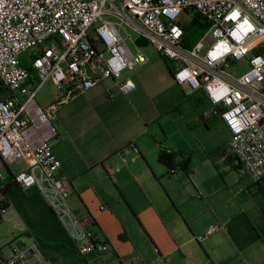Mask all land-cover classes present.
I'll return each instance as SVG.
<instances>
[{"label":"built area","instance_id":"obj_1","mask_svg":"<svg viewBox=\"0 0 264 264\" xmlns=\"http://www.w3.org/2000/svg\"><path fill=\"white\" fill-rule=\"evenodd\" d=\"M194 13L210 27L188 47L180 21ZM127 30L174 64L173 78L187 94H205L211 115L231 134L229 150L241 173L254 184L264 181V0H0V84L9 93L0 100V159L23 163L16 185L40 192L83 257L112 248L93 231V221L69 205L71 183L52 147L54 115L76 95L135 70L137 55L128 41L136 42ZM243 60L249 67L243 76L227 72ZM49 81L57 92L43 108L37 96ZM119 88L129 95L136 84L127 80ZM130 148L122 151L124 165ZM0 180L6 178L0 174ZM3 202L0 195L2 220L11 211ZM15 228L25 231L21 224ZM220 230L213 225L206 236ZM40 257L37 243L7 252L0 247V264H40Z\"/></svg>","mask_w":264,"mask_h":264},{"label":"crops","instance_id":"obj_2","mask_svg":"<svg viewBox=\"0 0 264 264\" xmlns=\"http://www.w3.org/2000/svg\"><path fill=\"white\" fill-rule=\"evenodd\" d=\"M145 44L136 42L137 47ZM165 65L167 69L162 64L157 68L138 64L128 76L76 95L54 115L58 136L52 147L61 162V175L71 183L69 205L81 219L93 221V231L112 248L102 261L93 263L120 264L123 257L137 256L134 264H264V226L232 227L243 212L228 214L224 221L209 205L216 190L209 191L202 157L209 158L216 170L220 167L223 176L220 160L236 171L229 155L231 134L221 118L211 115L214 108L207 98H197L194 105L186 101L185 89ZM127 80L135 82L136 89L124 95L119 85ZM211 122L226 128V142L206 140ZM126 148L130 154L124 165ZM162 152L177 159L189 157L187 171L176 166L172 173L159 159ZM195 157L202 158L198 165ZM16 164L7 165L8 177L25 168ZM261 186L264 189V182ZM14 190L24 197L14 200ZM7 201L8 216L23 217L25 211L54 218L37 189L16 187ZM103 206L106 209L101 210ZM210 210L213 217L208 216ZM216 224L221 230L206 236ZM20 233L28 240L34 237L40 264H91L75 250L62 227L43 231L25 227ZM10 247L1 248L7 252Z\"/></svg>","mask_w":264,"mask_h":264},{"label":"rangeland","instance_id":"obj_3","mask_svg":"<svg viewBox=\"0 0 264 264\" xmlns=\"http://www.w3.org/2000/svg\"><path fill=\"white\" fill-rule=\"evenodd\" d=\"M105 19H107V17H105ZM190 21L191 18L189 16H183L181 18L180 24L188 25ZM99 25L100 22L96 24V26ZM127 31L132 35L134 41L137 42L139 36L131 32L130 30ZM120 32L122 34L124 33L122 29H120ZM128 46L130 50L135 55H137L139 67L154 66V68H157V64H162L166 68L164 60L161 58V55L154 49L153 46L147 45L143 47H137L130 41H128ZM137 48H139V53ZM27 60H25V62H27ZM248 68V61L243 60L237 62L227 72L230 75L239 78L248 71ZM128 74V71L123 72L122 78L128 76ZM56 92L57 89L54 84L51 81L47 82L39 91V94L37 96V100L40 106L43 108L48 107L54 101ZM2 96H4V94ZM216 118L220 119L219 116H216ZM212 138H217L219 141L226 142L228 138V131L224 126L218 124V122H211L210 130L206 133V140L209 141ZM225 144L226 143H224L222 146H225ZM202 158L206 159V162L203 164L204 167L202 168V170L207 171L205 180L208 187L210 188L209 191L216 190L209 199L210 207L213 208L219 215L224 216V221H226V219L228 218V214L237 215L240 212H243L245 215L238 218L232 224V227H247L249 224L254 227H258L260 225L264 226V189L259 186H251L253 183L248 176L244 175L243 172L241 173L237 170L232 171L230 167H225L223 160L219 161L220 166H222V169L225 172V175L221 176L219 174V171L215 169L209 158ZM202 158L198 159V157H195L193 160L194 165H198V161ZM6 165L7 164L0 159V174L4 178H7L9 176V171ZM16 165L17 167H21L22 162H17ZM21 195L22 197H24L25 194L16 190L12 197L14 200H16ZM211 213L214 215L213 211L210 210L208 214L209 217H213ZM55 219V217L50 218L49 216H45L42 214L40 215L34 212L28 213L25 211H23V217L18 215V213H16V215H14L13 213L9 216L7 215L5 216L4 220L0 219V246L3 247L7 244H11V247L19 246L18 242L26 245L34 244L36 243L32 241L34 237L32 240H28V238H26L25 236L20 235L21 233L17 231L15 227L21 224L24 227H31L32 229L36 228L40 231H43L44 229L47 230L48 227H62ZM223 224L226 226V223H222V225ZM230 226L231 224L229 225V227Z\"/></svg>","mask_w":264,"mask_h":264},{"label":"trees","instance_id":"obj_4","mask_svg":"<svg viewBox=\"0 0 264 264\" xmlns=\"http://www.w3.org/2000/svg\"><path fill=\"white\" fill-rule=\"evenodd\" d=\"M209 27H210L209 23L200 13H194L190 23L188 25L183 26L185 45L188 47L194 46L206 34ZM161 58L167 64L170 72H173L172 71L173 70L172 62L170 60L164 58V57H161ZM3 94H4V96H2ZM8 95H9L8 91L0 84V100L7 98ZM197 98L198 99H200V98L205 99L206 96L202 91H199V92H195L192 94H187L186 101L188 103H192L194 105L195 103L198 102ZM195 99H197L196 102H195ZM169 155L170 156H168L165 152H162L160 154L159 159L161 162L167 164L169 166V168L172 170V172L173 171L175 172L174 167H176V166H178V168L182 169L183 171L187 169L186 167H187V164L189 163V157H187V156L184 157L183 155H178L182 159H177V157L175 155H173V154H169ZM229 155L232 159L233 169L241 172L240 166H237L235 164L236 160H235V157L232 154V152H230ZM216 168L219 171L220 175L223 176V172L221 171L220 167L217 166ZM14 176L15 175H11L10 177H7L5 181L0 180V195L4 197L3 208H5V209L10 208L8 201H7V195L14 188L18 187L14 181ZM263 182L256 184V186L262 187L261 185ZM0 219L2 220L1 216H0ZM103 256L104 255H89V256H84V257L89 263L94 264L93 262L98 263V260L102 261ZM138 261H139V259L137 256H126V257H123L120 259V264H134L135 262H138Z\"/></svg>","mask_w":264,"mask_h":264},{"label":"water","instance_id":"obj_5","mask_svg":"<svg viewBox=\"0 0 264 264\" xmlns=\"http://www.w3.org/2000/svg\"><path fill=\"white\" fill-rule=\"evenodd\" d=\"M142 41H145V46H147L148 45V43H147V41L145 40V39H142V38H140L139 40H137V44H142Z\"/></svg>","mask_w":264,"mask_h":264}]
</instances>
